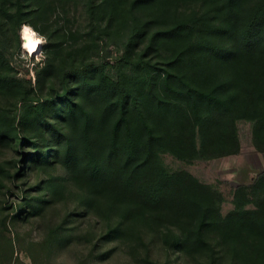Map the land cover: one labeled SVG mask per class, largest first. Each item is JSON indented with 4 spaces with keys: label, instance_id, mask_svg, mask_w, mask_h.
<instances>
[{
    "label": "trees",
    "instance_id": "16d2710c",
    "mask_svg": "<svg viewBox=\"0 0 264 264\" xmlns=\"http://www.w3.org/2000/svg\"><path fill=\"white\" fill-rule=\"evenodd\" d=\"M0 1L4 16L15 26L30 24L37 29H41L39 22L50 21L57 14H66L68 6L79 2ZM81 1H85L84 9L93 25L81 41L85 49L100 55L103 47L102 41L98 40L100 34L96 37L100 31L97 21L109 12H119L127 0ZM181 1L136 0L135 3L165 8L178 6ZM198 1L210 6L222 5L203 15L196 11L185 22L173 18L171 29L157 32L151 39L153 41L157 35H162L167 42L176 44L175 54L166 64L169 68L181 67V72L155 68L157 64L144 59L147 57L144 52L137 64L140 74L137 94L128 88V77L121 66L113 64L117 79L110 80L109 88L118 94V101L113 104L101 97L103 93L99 85L88 87L93 82L91 84L85 79L92 69H99L102 75H106L109 67L107 56L103 57L104 62H90L65 70L61 80L64 92L54 96L56 100L34 105L29 103L27 96L21 99L23 111L18 125L26 119L27 113L36 114L34 124L41 127L32 131L36 140L21 136L22 131H18L15 118L4 117L1 113L0 128L13 127L15 131H0V138L7 132L21 136L16 143L20 150L28 144L38 147L37 137H46L47 141L55 142L56 146L50 151L52 154H43L40 150L34 155L23 153L25 160L29 156L30 160L41 162L52 156L48 163L60 164L106 200L127 201L130 197L138 209L166 210L176 218L197 221L187 244L195 240L196 245L206 246L205 229L213 224L211 227L226 234V238L240 244L246 242L247 245L251 239L257 246L264 243V171L252 184H241L235 188V207L222 218L220 207L224 195L218 188L203 183L185 170L168 172L157 157L158 146L187 162L237 154L241 147L237 122L243 118L253 122L254 143L259 151L264 152V0ZM42 30L46 33L45 29ZM55 31L60 39L59 45L52 43V32L46 33L48 46L52 49L74 40L72 30L65 29V26ZM137 34L145 35V28ZM213 34L232 37L233 47L221 52L222 49L210 37ZM151 46L153 48V44ZM216 69L225 70L221 78ZM154 71H161L157 73L160 75L158 82L149 80L150 73ZM186 71L193 74L191 79L183 73ZM82 77L85 81L76 83L77 94L87 95L91 100L95 108L93 120L91 112L72 98L71 83ZM16 86H20L18 81L0 74V96L13 94L10 92ZM138 96L142 101H138ZM148 112L152 120L147 118ZM60 119L67 121L72 133L67 134L58 126Z\"/></svg>",
    "mask_w": 264,
    "mask_h": 264
},
{
    "label": "rangeland",
    "instance_id": "374dc122",
    "mask_svg": "<svg viewBox=\"0 0 264 264\" xmlns=\"http://www.w3.org/2000/svg\"><path fill=\"white\" fill-rule=\"evenodd\" d=\"M135 1H124L119 12H109L97 21L100 31L96 37L100 34L98 40L102 41L103 47L100 55L85 49L81 41L93 28L91 18L84 9L85 1L79 0L68 6L66 14H57L50 21L39 22L41 29L30 24L15 26L4 16L0 1V74L13 78L20 85L12 89L10 93L13 94L8 97L0 96L1 115L15 118L18 125L23 111V96H27L29 103L34 105L56 100L54 96L64 92L61 80L65 70L90 62L98 63L103 61L104 56L109 63L106 68L108 77L105 78L106 75H102L99 69H92L85 79L91 84L93 82L88 87L99 85L103 93L101 97L113 104L118 101L116 90L109 88L112 84L110 80L117 79L113 64L121 66L128 77L126 84L134 93H137L140 77L137 64L144 52L147 55L144 59L157 64L155 68L181 72V67L169 68L166 64L175 54L176 44L167 42L162 35H157L153 41L152 37L157 32L171 29L173 18L185 22L196 11L203 15L222 5L216 3L210 6L198 0H183L175 7L154 8ZM26 26L40 39V47L33 54L27 49L23 37ZM62 26L72 30L74 40L52 49L48 46L46 33L52 32V43L59 45L60 39L55 30ZM143 28L146 34L138 35L137 32ZM210 37L223 50L221 52L233 47L232 37L220 34ZM216 71L220 78L225 72ZM157 73L161 71L151 72L149 80L158 82L160 75ZM183 73L189 79L193 76L190 71ZM84 77L71 83V94L91 112L93 120L95 108L91 100L87 95L77 94L76 83L84 82ZM138 101H142L141 96H138ZM147 114V118L151 119L149 112ZM35 117L36 114L27 113L26 119L17 126L18 131H22L21 136L26 135L31 141L36 140L32 131L41 129L34 124ZM150 122L157 128L153 121ZM237 125L241 143L237 154L187 162L165 147H157V157L168 172L188 171L223 193L222 218L235 207V188L241 184H252L264 171V152L259 151L254 143L253 122L243 118L238 120ZM58 126L67 134L72 133L65 119H60ZM0 131L15 130L13 127H2ZM15 135L7 132L0 138V264H264V243L255 246L254 240L250 239L248 245L246 242L240 244L226 238V234L218 232L210 224L205 229L206 246L196 245L195 240L187 244L197 221L176 218L166 210L138 209L130 197L127 201L106 200L86 182L70 175L60 164L48 163L52 156L41 162L30 160L29 156L25 160L23 153L34 155L40 150L43 154H52L50 151L56 146L53 140L47 141L46 137L39 136L38 147L28 144L19 150L16 143L21 136Z\"/></svg>",
    "mask_w": 264,
    "mask_h": 264
},
{
    "label": "bare ground",
    "instance_id": "6f19581e",
    "mask_svg": "<svg viewBox=\"0 0 264 264\" xmlns=\"http://www.w3.org/2000/svg\"><path fill=\"white\" fill-rule=\"evenodd\" d=\"M23 37L29 52L32 54L35 53L40 47V39L37 37L35 32L31 28L26 26L23 30Z\"/></svg>",
    "mask_w": 264,
    "mask_h": 264
}]
</instances>
